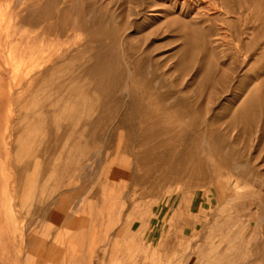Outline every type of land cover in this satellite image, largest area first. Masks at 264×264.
Here are the masks:
<instances>
[{
  "label": "rangeland",
  "instance_id": "obj_1",
  "mask_svg": "<svg viewBox=\"0 0 264 264\" xmlns=\"http://www.w3.org/2000/svg\"><path fill=\"white\" fill-rule=\"evenodd\" d=\"M0 264H264V0H0Z\"/></svg>",
  "mask_w": 264,
  "mask_h": 264
}]
</instances>
